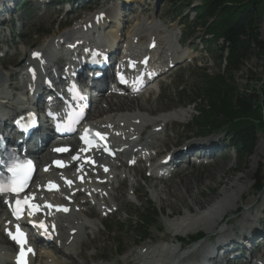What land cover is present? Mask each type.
Segmentation results:
<instances>
[{"label": "rangeland", "instance_id": "rangeland-1", "mask_svg": "<svg viewBox=\"0 0 264 264\" xmlns=\"http://www.w3.org/2000/svg\"><path fill=\"white\" fill-rule=\"evenodd\" d=\"M101 1H109V3H111L110 0ZM181 1L183 0H178L177 3L171 0H137L135 2L136 5L133 7L130 5L131 0L127 1L125 4L127 5L125 10H127L126 12L131 16V18H128L130 22L127 27L130 28L138 18L146 16V18L149 19L151 18V14H155L164 23H166L168 27H175L176 32L180 34V32L182 33V30L184 29L182 28L184 27V25L182 26L183 19L179 18V20L174 23L173 21L179 10L184 7V5L180 4ZM35 2L37 1L29 0L27 5L21 7L19 9L20 11L15 13V16L19 17L15 35L19 34L21 37L17 38L15 35L9 36L7 32L0 37V56L7 52L6 58L4 60H0V67H3L4 64L12 65L13 63H19L23 57L21 54L14 55L15 52H20L24 48L41 47L47 38H44L42 33L49 31V33L53 35L59 32L62 29V26H59L58 23L71 16L66 14V10L69 9V7H63L60 1H53V6L48 8L49 14H43L42 10L33 11L32 5H34ZM139 5H141L142 9H144L143 13L136 12ZM184 10L185 13H188L189 9L185 7ZM7 14L9 15V13ZM119 18H121V13L118 11V16L115 21ZM175 30L172 28L169 31L175 32ZM125 32L126 31L124 29L123 34H125ZM258 32L259 38L264 40V15ZM183 33L182 42L184 43L185 49H189L190 46H195L199 43V41L196 40V37L200 35V29L194 35L196 42H194L195 40L190 39L189 42L185 43V37L188 32L184 29ZM205 50L206 49H202L201 46H199L198 50L194 48L195 52L192 53V56H195L193 65L191 63L188 65H180L171 76L166 77L163 82L161 81L159 83V88L156 87L155 91L143 97L145 99L143 100L145 106L141 103L139 105L134 104L131 109H135L140 113L155 115V112L159 113L181 106L186 99L178 92L181 89H186L187 94L190 97H194L197 86L202 84V72L196 70L197 65H201L203 68H206L208 73L210 72L209 74L217 75L221 71L212 56L208 52L206 53ZM263 76L264 71L261 66V62L253 59L245 63L243 70L236 73L233 79L237 85L241 86L242 89L248 85L257 88L260 87V79H262ZM18 80H21L19 75L17 79L14 78L12 81L17 83ZM15 92L19 93V90ZM198 104L199 105L197 107L201 104H205V99L201 98ZM186 107L192 109V116L190 117L191 121L196 113V110L193 106ZM262 117L264 120V112H262ZM188 118H186V120ZM187 123L173 121L168 124L165 130V138L168 139V144H165L164 140L158 142L160 144L161 152L176 149V141L182 140V143H184L185 136L195 135V132H197L196 130L191 131L190 129V131H188L187 127L184 126ZM250 172L252 173L251 178L249 177ZM146 174L147 170L145 169H140L134 174L136 181L135 184L139 186L138 194L140 197L136 195L133 196V194H131L132 190L131 186H129L130 182L128 180L125 182L122 189V193L124 192L123 196L119 198L116 193L118 205L121 207L122 202V207L118 208L116 213L109 215L108 217H102V215L98 212L92 217L93 222L96 223V230H93V228L85 230L86 235H84L83 238L81 237V245H79L76 250V259L73 258L74 260H71L73 264H84V259L80 257L81 253L84 254L88 262L95 261L96 263L102 262L103 264H125L124 260L134 254V252H141L150 247L154 248L152 250L150 248V250L146 251L145 254L140 253V259L137 261L143 260L144 262H149L151 260H158V257H154L150 254L153 250L158 249L157 245L163 246L166 243H173L180 247V245H183L182 242H178V239H181L180 241H182L186 238L197 235L200 231L205 230L199 229L188 234H180L174 232V229L171 228V221L178 218L180 215H184L188 206H190L194 212L200 210L199 205L194 203L193 197L198 196L205 204L211 203L220 197L224 190L228 191V185L233 182H238L241 186H244L246 181L251 186L248 192L244 195L245 204L242 200H239L238 207L243 205L248 209L246 201L250 200L252 205H254V209H256L255 212L253 210L254 213H256L258 209L263 210L264 191L256 192L254 186L257 184L258 178H264V134L258 135V141L253 152L246 158V160H241L239 163L238 158L232 149H228L227 153L223 157H220L219 161L205 166H197L194 164L188 166L185 172L180 174L177 173V176H172L170 179L165 180L166 183L163 184L152 183L150 180L151 178H147ZM215 174H222V178L220 179H222L223 183L220 184L216 177H213ZM181 175H184L186 184H184L185 182L182 184ZM184 185L185 187L190 185V189L192 190V192H190L191 196L186 194ZM160 189L167 190L168 192L163 193ZM176 190L182 195V199L178 195H175ZM151 207L158 209L159 216L155 219L153 224H150L149 226L146 225V228L140 229V225L144 224V222L142 223L141 221V218H143L141 216H145L147 214V209ZM234 211L235 210L229 211L227 216H229V218L236 217L237 222L241 225V222L239 221H242L246 210H243L237 215L234 214ZM215 227L216 228H214V230H222V228L229 231L236 230L235 228L231 229V226H225L224 223H219ZM239 228L240 227L237 229ZM144 233H146L147 239L141 241L138 235ZM117 242L120 244H117ZM202 243H209V239L205 238L197 244L201 245ZM192 246L194 247L195 245ZM190 247L191 246L180 250L179 255ZM255 255L257 256L258 253ZM58 256L63 259L66 258L63 253ZM251 258H253V255ZM189 260H192V256L189 257ZM136 262L131 264H136ZM239 264L250 263L245 261V263L241 262Z\"/></svg>", "mask_w": 264, "mask_h": 264}, {"label": "bare ground", "instance_id": "bare-ground-1", "mask_svg": "<svg viewBox=\"0 0 264 264\" xmlns=\"http://www.w3.org/2000/svg\"><path fill=\"white\" fill-rule=\"evenodd\" d=\"M11 1L14 0H0V4L2 9H8ZM1 10V9H0ZM120 10L119 6H117L115 9H111V14L107 15L106 20L108 18H111L114 16L113 11H117L116 18L118 16V11ZM105 11V10H102ZM115 18V19H116ZM122 18V17H121ZM121 18L115 21L114 29L111 30L108 35L113 37L114 39H120L121 42H126L131 46L130 50L133 52H138L143 48V40L141 37H143L144 33L149 34V36L155 35L158 37V50L155 52L156 58L159 62H164L168 66L170 62H179L182 58H184L187 54L186 51L180 50L178 43L176 42V34L174 31H166L164 34L160 33V25L156 21H144V22H137V25H134L131 30L128 32L126 31L125 34H123V24L121 22ZM81 27L74 26L64 33H62L60 36L57 37V39H50L45 41V43L42 45L41 48L35 49V50H28L25 49L24 51H21V54L24 56L23 60L21 61V64L19 66H16L14 68H11L10 71L7 73H4L3 70L0 67V108H4V112L1 113V117H3L6 114L9 113L10 116H14L15 114L21 113L27 105L26 102V96L28 94V91L26 88H29L31 86L27 85L25 80L27 77H29V73L25 76H20L21 74L16 71L18 67H22V65H27L30 62H32L34 59L33 57H30L35 52H43L45 58L49 61H52L53 59H56V57L59 54V51H55L54 44L61 42L66 37H71V43L72 45L79 46L80 40L76 38H72L76 36L77 34L81 33ZM91 34H87L83 37L84 41L87 43H99V37L95 38L93 36V39L89 38ZM122 36V37H121ZM138 38V44H134V39ZM109 39V38H108ZM133 44V45H132ZM42 59H40L38 62L39 67V73H41L43 70L46 71H53L52 68L55 66H51L48 63H43ZM20 76L21 80H18L17 83H14L12 80L14 78L17 79L18 75ZM23 75V74H22ZM30 78V77H29ZM32 83V89L36 90V93L41 95L42 94V85L39 81V76L36 78V80L33 82V80H30ZM21 91L23 92L24 98L19 96L17 97L18 92L15 91ZM22 95V94H21ZM118 100V101H117ZM134 104H140L139 98H121L118 96H111V102L109 104H106V106H99L95 112H92V116L94 115L95 118H103L100 121H96L99 124L105 123L104 120H110L111 125L118 127V131H121V134L126 137L125 144L122 146H126L127 150L130 149V137L136 136L139 137L142 134L143 128L147 125V123H151L153 127H157L161 125L162 123L165 124L169 122L170 120L174 118H179L180 120H186V118L190 117L192 115L190 109H182L179 108L177 110H172L165 114H158L155 117H151L152 115L144 114L137 112L135 109H131ZM19 111V113H18ZM97 115V116H95ZM104 116V117H103ZM95 118L91 120V122L95 121ZM10 120V119H9ZM156 135V133L151 134ZM168 144V143H167ZM137 143L132 146V149L137 147ZM153 145V149L158 147L154 143H151ZM174 153H177L175 151ZM36 155L40 158V162H44L48 159V157L51 155L49 146L47 147V144H42L41 148L38 150ZM163 158V157H162ZM119 162H122V159L119 160ZM191 163V162H190ZM45 166V164H43ZM191 166V165H190ZM153 171V175H155V178L162 179L158 177L159 172L156 171V169L151 170ZM184 168H182L181 171L178 170V174L183 173ZM252 173L250 172L249 177L251 178ZM182 179V184H186V180L184 175L180 176ZM213 177H216L218 182L221 184L223 183L222 174H215ZM108 178V177H107ZM244 178V177H241ZM226 183V182H224ZM38 184H41V180H38ZM228 184V183H226ZM229 190H224L222 192V195L218 197L216 200H214L211 203L205 204L203 203L198 196L193 197V201L195 204L199 205L200 210L192 211L191 207H187V211L184 213V215H180L178 218L173 219L170 223L171 228L174 229V232L176 233H185L188 234L192 231H197L199 229H205L207 232H212L215 226H217L223 219V217L231 210H235L238 208V201L242 200L245 202L244 195L246 192H248L249 188L251 187L246 181L245 185L241 186L238 182L230 183ZM186 194L190 195V192L192 190L190 189V185L186 186L184 185ZM131 189L134 190V193H137L138 187L137 185L132 183ZM88 190V189H87ZM97 189H94L96 191ZM102 191H107L109 194V198H106L104 203L102 205H105L107 208H113L117 204L114 203L118 201L117 198V190L112 188L110 184H107L104 186ZM163 193H167V190L160 189ZM66 196L72 197L76 199L77 192L76 188H70L66 189ZM171 192V191H170ZM171 194V193H170ZM175 195H178L182 199V195L178 193V191H175ZM53 197L58 198L59 194H54ZM64 200V198L62 199ZM184 200V199H183ZM84 203L87 201V199H83ZM182 202V201H181ZM246 205L248 209L244 213V217L242 219L241 225L239 229L236 230H226L222 229V233L220 236L221 240H228L231 239L233 236V233L238 232L239 230L241 232L250 233L251 231L257 230V222L260 220V216L264 213V209H258L256 213L252 211L253 205L250 200L246 201ZM79 205H73V213L69 214L67 216L61 217L59 221L60 225V231H61V242L62 247L60 249V252L63 250L67 258L63 259L56 251L51 250L49 246L47 248H40L38 247L36 249V257L33 261V264H73L71 259H75L76 257V250L78 249V245L81 244V237L85 233V229L90 226H96V223H91L90 221H87V217L89 215L88 210L81 208L80 211H77V207ZM105 211V209H100V212ZM88 214V215H86ZM6 215V209L5 206H3L2 202L0 201V263L3 264H13L11 260V251L14 250V245L7 239V237L4 234L3 226L7 222V218H5ZM252 216V217H251ZM92 226V227H93ZM67 229V233H66ZM72 230H76V233L74 235L70 234ZM243 234V233H242ZM177 236V234H176ZM178 237V236H177ZM176 237V238H177ZM219 239L218 242L221 240ZM181 240V239H180ZM92 242V241H91ZM212 244L202 243L200 247L197 246V250L200 251L201 256L206 259H210L212 256ZM179 246L175 244H168L158 247V249L153 250L150 254H152L154 257H158V260H151L149 262L143 263L144 261L139 260L137 261V264H181L180 261L175 260V256H177ZM150 250V249H149ZM140 251H137L136 253L132 254L131 256L127 257L125 260L127 262H135L136 260L140 259ZM190 253V252H189ZM189 253H184L183 256H186ZM69 254V255H68ZM142 254V253H141ZM144 255V254H143ZM179 256V260L181 257ZM80 257L84 259V264H103L102 262L96 263L95 261L88 262L87 258L84 256L83 253L80 254ZM91 258V257H90ZM177 258V257H176ZM63 259V260H62ZM70 259V260H69ZM154 259V258H153ZM150 260V259H149ZM257 264H264V258L263 255L256 258ZM80 264V263H79Z\"/></svg>", "mask_w": 264, "mask_h": 264}, {"label": "trees", "instance_id": "trees-1", "mask_svg": "<svg viewBox=\"0 0 264 264\" xmlns=\"http://www.w3.org/2000/svg\"><path fill=\"white\" fill-rule=\"evenodd\" d=\"M201 12L198 23L205 26L210 18H215L207 30L225 39L229 55L227 75L208 76L204 87L196 92L197 96L204 93L207 97L196 125L201 132L225 130L240 155L250 154L258 134H264V76L260 79V87L248 85L244 89L233 77L253 59L261 62L264 71V40L259 38L258 32L264 15V0H206ZM221 56L219 51L218 57ZM263 188L264 179L258 178L257 189ZM141 217L145 226L141 224L140 228L144 229L155 221L158 212L152 207Z\"/></svg>", "mask_w": 264, "mask_h": 264}, {"label": "snow or ice", "instance_id": "snow-or-ice-1", "mask_svg": "<svg viewBox=\"0 0 264 264\" xmlns=\"http://www.w3.org/2000/svg\"><path fill=\"white\" fill-rule=\"evenodd\" d=\"M36 55H39V54H36ZM31 162H29L30 164ZM9 171H12L14 173V179L13 181L11 182V184L9 185V188H5L3 184H0V191H5V190H17L16 188H13L12 185L14 184H19V187L22 188V183H20L18 180L15 179V174L17 173L18 169L17 168H10ZM26 179V178H25ZM69 183H71L69 181ZM27 202V199L26 201ZM20 201H17V204H19ZM32 207L34 208H38L37 205H32ZM65 211H67V209H64ZM41 227H44V225H40ZM17 232L19 233V226H17ZM10 235L13 236V239H18V237L16 235H13L12 233H9ZM22 235V234H21ZM28 251H32L31 249H28Z\"/></svg>", "mask_w": 264, "mask_h": 264}]
</instances>
